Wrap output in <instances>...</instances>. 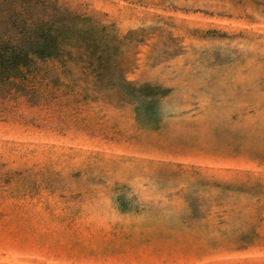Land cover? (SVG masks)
I'll list each match as a JSON object with an SVG mask.
<instances>
[{
  "label": "rangeland",
  "instance_id": "1",
  "mask_svg": "<svg viewBox=\"0 0 264 264\" xmlns=\"http://www.w3.org/2000/svg\"><path fill=\"white\" fill-rule=\"evenodd\" d=\"M57 1L101 29L0 97V264H264V0Z\"/></svg>",
  "mask_w": 264,
  "mask_h": 264
},
{
  "label": "trees",
  "instance_id": "2",
  "mask_svg": "<svg viewBox=\"0 0 264 264\" xmlns=\"http://www.w3.org/2000/svg\"><path fill=\"white\" fill-rule=\"evenodd\" d=\"M99 29L57 0H0V97L36 61L56 60L66 47L89 48L82 36Z\"/></svg>",
  "mask_w": 264,
  "mask_h": 264
}]
</instances>
